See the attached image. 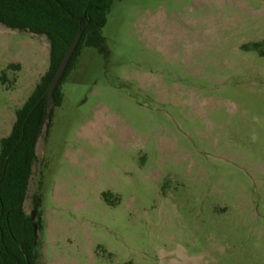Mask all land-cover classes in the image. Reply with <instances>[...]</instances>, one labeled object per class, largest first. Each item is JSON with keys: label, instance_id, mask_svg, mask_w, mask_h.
Masks as SVG:
<instances>
[{"label": "rangeland", "instance_id": "obj_1", "mask_svg": "<svg viewBox=\"0 0 264 264\" xmlns=\"http://www.w3.org/2000/svg\"><path fill=\"white\" fill-rule=\"evenodd\" d=\"M103 36L37 146V264H264V0H117ZM49 68L0 24V151Z\"/></svg>", "mask_w": 264, "mask_h": 264}, {"label": "trees", "instance_id": "obj_2", "mask_svg": "<svg viewBox=\"0 0 264 264\" xmlns=\"http://www.w3.org/2000/svg\"><path fill=\"white\" fill-rule=\"evenodd\" d=\"M117 0H0V24L8 29L46 37L50 68L41 83L17 111L11 134L2 139L0 151V264H37V237L32 215L25 210L37 161L40 138L49 130L54 108L63 103L62 83L76 68L84 48L109 55L103 29ZM122 1V0H119ZM81 41L59 84L51 107L44 97L66 53L78 35ZM38 227L42 196L34 198Z\"/></svg>", "mask_w": 264, "mask_h": 264}, {"label": "water", "instance_id": "obj_3", "mask_svg": "<svg viewBox=\"0 0 264 264\" xmlns=\"http://www.w3.org/2000/svg\"><path fill=\"white\" fill-rule=\"evenodd\" d=\"M81 38H82V33H80L76 39V41L74 42L73 46L69 49V51L66 53L55 77L53 78L52 82L50 83L44 97H48L49 99V103L50 105L52 106L53 103H54V97H55V93H56V90L59 86V84L61 83V80L68 68V65L70 63V60L73 56V54L75 53L80 41H81ZM36 217H37V212L34 211L32 213V220L33 222H36ZM38 224L37 223H34V231H35V236L37 237L38 235Z\"/></svg>", "mask_w": 264, "mask_h": 264}, {"label": "flooded vegetation", "instance_id": "obj_4", "mask_svg": "<svg viewBox=\"0 0 264 264\" xmlns=\"http://www.w3.org/2000/svg\"><path fill=\"white\" fill-rule=\"evenodd\" d=\"M34 211H36V210H34ZM34 211H33V212H34ZM36 212H37V211H36ZM35 223H36V222H35Z\"/></svg>", "mask_w": 264, "mask_h": 264}]
</instances>
